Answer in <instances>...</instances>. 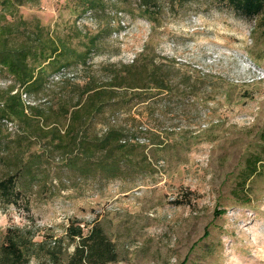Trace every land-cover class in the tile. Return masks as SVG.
I'll list each match as a JSON object with an SVG mask.
<instances>
[{"label":"rangeland","instance_id":"1","mask_svg":"<svg viewBox=\"0 0 264 264\" xmlns=\"http://www.w3.org/2000/svg\"><path fill=\"white\" fill-rule=\"evenodd\" d=\"M84 5L39 0L20 13L58 34L74 25L84 36L106 28L108 20L99 13L79 16ZM116 7L125 25L113 14L116 31L96 43L98 52L88 64L99 83L107 81L109 65H132L144 57L169 71L170 94L136 102L119 116L131 113L136 119L153 172L103 185L76 181L58 169L63 182L72 180L67 188L55 179L28 204H0V245L8 228L27 227L47 248L60 244L56 249L63 250L61 263L67 264L74 243L66 231L79 221L85 234L95 225L104 229L117 264H264V177L255 184L253 203L242 205L230 195L231 175L264 128V37L256 21L207 0L167 6L157 26L135 5ZM70 72L81 85L89 78L84 66ZM28 264L50 259L41 253Z\"/></svg>","mask_w":264,"mask_h":264},{"label":"trees","instance_id":"2","mask_svg":"<svg viewBox=\"0 0 264 264\" xmlns=\"http://www.w3.org/2000/svg\"><path fill=\"white\" fill-rule=\"evenodd\" d=\"M39 0H0V204H28L33 194L59 179L64 169L76 181L107 185L152 173L153 164L134 128L130 115L119 119L133 104L157 99L171 93L170 73L147 57L132 65H109V77L99 83L98 74L88 61L96 43L116 31L111 17L117 2L135 5L140 15L155 26L167 6L190 0H77L85 4L79 16L91 12L108 20L106 28L86 35L77 25L58 34L39 18L26 19L20 8ZM220 9H228L245 20L256 21L264 37V0H207ZM99 13V14H98ZM80 32V33H79ZM86 33V32H84ZM79 39L78 43L75 40ZM84 66L89 78L83 85L66 78L50 85V78L63 69L76 71ZM155 88L156 93H149ZM3 89V90H2ZM21 91L31 95L35 106L26 107ZM51 97V99L49 98ZM55 99V100H54ZM3 119L15 121L18 132L10 133ZM40 142H45L39 148ZM238 173L232 174L230 195L242 205L254 202L255 184L264 177V128L258 144L247 151ZM66 239L74 243L67 264H117L118 253L104 229L95 225L84 233L79 221L71 223ZM208 234H206L207 236ZM36 242L35 232L27 227H10L2 237L0 264H28L33 256L46 253L50 264H62L60 247L47 248ZM51 247V246H49Z\"/></svg>","mask_w":264,"mask_h":264},{"label":"built area","instance_id":"3","mask_svg":"<svg viewBox=\"0 0 264 264\" xmlns=\"http://www.w3.org/2000/svg\"><path fill=\"white\" fill-rule=\"evenodd\" d=\"M123 11H118L116 10L115 12H113L114 17L117 19V21H119V23H121V25H125V21H124V16H123ZM88 14V15H87ZM89 16V12L85 14V18L87 19V16ZM75 77L74 73H71L69 70L67 69H63L61 72L54 74L51 78H50V85L55 84L56 82L62 81L63 79L66 78H70L73 79ZM12 84L11 80H7L6 81H1L0 85L4 86V87H8L9 85ZM21 98L22 101L24 102V104L26 105V107L29 106H35L38 104L39 101H36L33 97H31V95H28L26 92L21 91ZM3 124L5 125L6 129L12 133L15 134L18 132V126L17 123L15 121L9 120V119H3Z\"/></svg>","mask_w":264,"mask_h":264}]
</instances>
